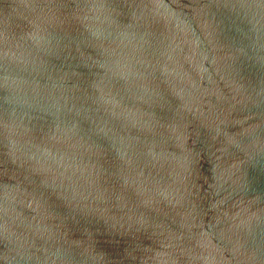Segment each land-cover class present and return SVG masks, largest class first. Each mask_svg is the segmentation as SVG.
<instances>
[{"label": "water", "instance_id": "95a60500", "mask_svg": "<svg viewBox=\"0 0 264 264\" xmlns=\"http://www.w3.org/2000/svg\"><path fill=\"white\" fill-rule=\"evenodd\" d=\"M0 264H264V0H0Z\"/></svg>", "mask_w": 264, "mask_h": 264}]
</instances>
